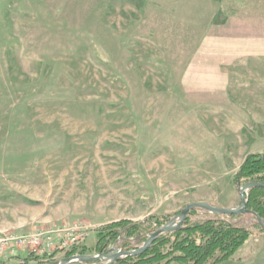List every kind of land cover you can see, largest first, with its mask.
I'll return each mask as SVG.
<instances>
[{"label":"rangeland","instance_id":"rangeland-1","mask_svg":"<svg viewBox=\"0 0 264 264\" xmlns=\"http://www.w3.org/2000/svg\"><path fill=\"white\" fill-rule=\"evenodd\" d=\"M262 70L264 0H0V264L34 251L12 237L49 232V264L113 221L240 207ZM226 219L253 235L221 264H264L257 217Z\"/></svg>","mask_w":264,"mask_h":264},{"label":"trees","instance_id":"trees-1","mask_svg":"<svg viewBox=\"0 0 264 264\" xmlns=\"http://www.w3.org/2000/svg\"><path fill=\"white\" fill-rule=\"evenodd\" d=\"M233 182L239 188L249 182L264 185V153H249ZM246 208L255 213L264 221V186H254L247 192ZM189 211L182 225L172 232L159 235L148 249L137 255L121 257L111 264H221L232 258L238 249L253 235L250 228L241 227L231 223L226 218L237 215H217L205 221L194 220L198 210ZM171 220V216H150L143 221L121 219L113 221L97 231V241L92 248L86 246H73L66 253V257L75 254H102L111 246L117 245L119 249L131 251L140 248L164 224ZM256 228L259 233H264V227L257 221ZM48 258L47 254L36 255L28 253L27 258H22L24 264L35 260L38 264ZM51 262L49 264H58ZM48 264V263H46ZM71 264H107L100 260L91 262H73Z\"/></svg>","mask_w":264,"mask_h":264},{"label":"water","instance_id":"water-1","mask_svg":"<svg viewBox=\"0 0 264 264\" xmlns=\"http://www.w3.org/2000/svg\"><path fill=\"white\" fill-rule=\"evenodd\" d=\"M257 185L264 186L261 183L249 182L240 188V192L242 195V205L238 208H220V207H216V206L204 203V202H196V203L189 204L184 210L180 212L179 215L173 217L167 224H164L163 226H161L153 234H150L147 241L138 249H134L131 251H125L122 249H115V246H112L109 250H107L106 252L102 254H95V255L77 254V255L70 256V257H66L59 264H71L73 262L83 263V262H91V261H96V260H100L101 262H106L107 264H111L112 262H114L115 260L121 257H125L128 255L142 254L148 249V247L152 244V242L159 235L165 232H172L176 230L178 227H180L183 221L186 219L189 211L194 208H203V209L208 210L211 213L220 214V215H238V214L245 213V212H249L255 215V213L248 210L246 206H247V201H248V197H247L248 190ZM257 220L264 227L263 219L257 216Z\"/></svg>","mask_w":264,"mask_h":264},{"label":"built area","instance_id":"built-area-1","mask_svg":"<svg viewBox=\"0 0 264 264\" xmlns=\"http://www.w3.org/2000/svg\"><path fill=\"white\" fill-rule=\"evenodd\" d=\"M46 233H49V232L40 231L32 235H21L18 237H12V240H16L18 246H23L26 248L34 247L33 248L34 252L37 251V249H39L40 246H43L42 251H44V249L50 246V244L52 243L50 241V238H48V240H45L44 242L42 241V239L45 238ZM6 241H7V238L5 239L4 237L3 238L0 237V255L4 251V244Z\"/></svg>","mask_w":264,"mask_h":264},{"label":"crops","instance_id":"crops-1","mask_svg":"<svg viewBox=\"0 0 264 264\" xmlns=\"http://www.w3.org/2000/svg\"><path fill=\"white\" fill-rule=\"evenodd\" d=\"M246 70H250V73H254L253 71L254 70H252V69H246ZM255 71H257V70H255ZM262 71H264V70H262ZM255 74V73H254ZM251 75V77L255 80V81H257L258 83H259V85L260 86H262V84L264 85V79H259V78H264V76H255V75ZM260 105H262V106H264V103H260Z\"/></svg>","mask_w":264,"mask_h":264}]
</instances>
